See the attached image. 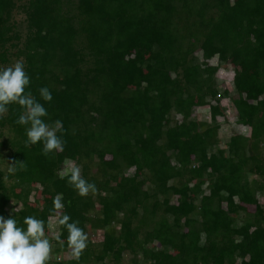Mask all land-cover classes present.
Instances as JSON below:
<instances>
[{"label":"trees","instance_id":"16d2710c","mask_svg":"<svg viewBox=\"0 0 264 264\" xmlns=\"http://www.w3.org/2000/svg\"><path fill=\"white\" fill-rule=\"evenodd\" d=\"M11 48L46 121L63 122L64 149L45 156L42 143L26 144L16 123L23 109L9 105L0 116V162H8L0 164V215L19 226L28 216L45 222L48 264H121L127 251L139 264H264V178L250 179L264 163V0H0V67ZM198 51L240 69L237 122L249 133L232 132L223 145L219 103L233 92L218 88V65ZM205 105L210 120L194 118ZM91 140L96 151L81 175L97 191L81 197L60 175ZM34 190L47 197L39 207ZM57 194L64 207L54 213ZM227 197L254 205L253 219L230 215ZM62 214L88 236L79 259L57 224ZM97 230L102 238L91 240Z\"/></svg>","mask_w":264,"mask_h":264},{"label":"clouds","instance_id":"9594fccd","mask_svg":"<svg viewBox=\"0 0 264 264\" xmlns=\"http://www.w3.org/2000/svg\"><path fill=\"white\" fill-rule=\"evenodd\" d=\"M30 85V77L25 71V65L18 60L8 67H0V116L9 110V105L16 104L23 111L16 123L25 126L26 144L42 143V154L47 156L54 151H63L64 141L58 133L63 131V122L56 120L47 122L48 111L44 104L26 91ZM39 97L45 101L52 100V94L47 87H41ZM14 171V169H9ZM81 197L90 192H96V185L84 179L81 168L73 166L60 175ZM63 194H57L53 200L56 210L63 209ZM68 214L57 218V224L66 229L67 245L71 255L79 259L88 245V236L77 221H72ZM53 227L49 232H54ZM59 240V236L56 237ZM52 245L45 235V222L32 216L25 217L23 226L18 225L13 216L5 218L0 215V264H48ZM60 258L62 257L59 255Z\"/></svg>","mask_w":264,"mask_h":264},{"label":"rangeland","instance_id":"374dc122","mask_svg":"<svg viewBox=\"0 0 264 264\" xmlns=\"http://www.w3.org/2000/svg\"><path fill=\"white\" fill-rule=\"evenodd\" d=\"M15 19L19 21V28H23V23L22 21V14L21 13H16L15 14ZM180 26L184 29H191V24L189 22L183 21L180 23ZM16 48H11V53L10 55L11 59L10 62L7 64L8 66L13 65L16 61L20 60L22 61L21 56L14 55L13 53L16 52ZM201 57H204V59L208 62L210 66H216L218 65L217 72L215 74L216 76V82L218 85V88L220 90H223L225 88L229 89L230 91H235L234 90V83L238 81L240 78V69L237 65H235L233 62L228 60L226 63H221L219 64L217 56L212 53V52H202L198 51L197 52ZM239 95L237 92H233L230 96L224 97L221 102L219 103V119H222V123L219 129V139L221 141V144L223 145L228 136L233 132V133H242V134H248L249 133V128L247 126L241 125L240 123L237 122V117H241L243 115V107L239 104ZM247 99H251V97H247ZM193 117L203 121V120H210V109L207 105L205 106H198L195 108L193 111ZM176 125V124H175ZM12 132L10 129L7 127L3 128V137L8 138ZM10 138V137H9ZM1 140V139H0ZM97 140H94L90 142L89 145L85 146L82 150L81 153L77 156H74L72 158H68L67 161L65 162V171L72 168L73 166H79L81 168V174L83 173V164L87 159H92L94 156V153L96 151L95 145L97 144ZM7 161H1L0 164L2 165V168L6 170L8 168L7 166ZM95 169L92 168V172H94ZM7 174V172H5ZM133 174V173H132ZM131 175V174H130ZM260 175V176H259ZM263 177L264 178V163H263V170L258 173V174H253L250 175V179L258 178V177ZM11 181L6 180V184L9 185ZM187 191L189 190V186H186ZM34 193L31 195L32 203L31 206L34 207H39L44 203L47 199L46 196H44L39 190H34ZM17 191H11V200L10 204L11 206H14L15 209H18L21 205L19 200H17L16 195L18 194ZM262 190H259L257 193V197L260 202L264 204V195L262 194ZM172 202L177 201V197H172ZM223 206L226 208L227 212L230 215L236 216V215H245L247 213V217L249 219H253L252 212H254V205H246L242 203L241 201L238 202L235 198L233 197H227L225 201H223ZM245 208V209H244ZM59 210H54V213H58ZM116 226L120 224L119 221ZM142 239L143 242L149 243L150 237L147 234H142ZM91 240H99L102 238V231L97 230L96 232H92L90 234ZM156 246L158 245L156 242L153 243V245ZM64 255L62 256L63 259ZM139 256L130 252H125L121 264H139ZM107 264H111L110 261L107 260Z\"/></svg>","mask_w":264,"mask_h":264},{"label":"built area","instance_id":"2783aa9c","mask_svg":"<svg viewBox=\"0 0 264 264\" xmlns=\"http://www.w3.org/2000/svg\"><path fill=\"white\" fill-rule=\"evenodd\" d=\"M134 172H135V168L133 167V168H131V169L127 172L126 175H130V174H132V173H134Z\"/></svg>","mask_w":264,"mask_h":264}]
</instances>
